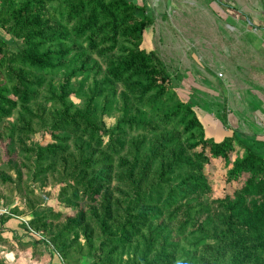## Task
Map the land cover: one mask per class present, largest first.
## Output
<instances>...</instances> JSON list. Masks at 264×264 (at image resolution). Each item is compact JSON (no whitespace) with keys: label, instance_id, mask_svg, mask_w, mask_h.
I'll return each mask as SVG.
<instances>
[{"label":"trees","instance_id":"1","mask_svg":"<svg viewBox=\"0 0 264 264\" xmlns=\"http://www.w3.org/2000/svg\"><path fill=\"white\" fill-rule=\"evenodd\" d=\"M153 23L127 0H0V182L61 264H264V157L208 137L143 48ZM218 160L239 186L215 198Z\"/></svg>","mask_w":264,"mask_h":264},{"label":"rangeland","instance_id":"2","mask_svg":"<svg viewBox=\"0 0 264 264\" xmlns=\"http://www.w3.org/2000/svg\"><path fill=\"white\" fill-rule=\"evenodd\" d=\"M143 2L154 20L145 31L143 48L161 60L176 92L196 109L208 137L220 141L234 134L238 154L247 146L264 157V0ZM221 3L234 6L262 29L233 16ZM0 38L11 51L18 50L1 26ZM107 122L111 124L113 119ZM225 170L221 160L206 169L215 198L232 194L239 186L226 182ZM11 186L0 182V214L25 220L29 214L25 201ZM48 192L50 188L37 191ZM14 207H18V217L11 213ZM20 240L17 245L15 239L3 243L15 255L13 264H47L52 258L61 264L56 254L51 256L52 248L33 231L25 232ZM88 262L87 258L82 260L83 264Z\"/></svg>","mask_w":264,"mask_h":264},{"label":"crops","instance_id":"3","mask_svg":"<svg viewBox=\"0 0 264 264\" xmlns=\"http://www.w3.org/2000/svg\"><path fill=\"white\" fill-rule=\"evenodd\" d=\"M139 3L144 4L143 0H140ZM20 218H12L8 219L3 226H1L0 222V229L2 227L1 236L4 240L11 242L12 240H16L14 243L17 245V242L19 243L21 238H23V235H25V232L27 233L26 229L22 227V221H18ZM21 227V228H20ZM30 236V234H28ZM27 235V236H28ZM14 237V238H13ZM16 237V238H15ZM32 237V236H30ZM30 241V239H28ZM12 250L8 249L6 246L3 245V243H0V258H4L8 264H13V261L15 260V255ZM2 256V257H1ZM48 261L47 264H60L59 262L55 261V258H52ZM55 262V263H54Z\"/></svg>","mask_w":264,"mask_h":264},{"label":"water","instance_id":"4","mask_svg":"<svg viewBox=\"0 0 264 264\" xmlns=\"http://www.w3.org/2000/svg\"><path fill=\"white\" fill-rule=\"evenodd\" d=\"M129 3L138 4V0H127ZM251 24V23H250ZM252 25V24H251Z\"/></svg>","mask_w":264,"mask_h":264}]
</instances>
